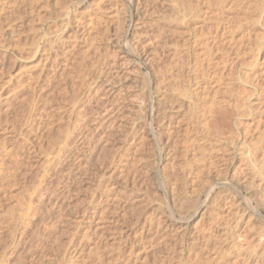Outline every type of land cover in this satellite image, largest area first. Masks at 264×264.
Returning <instances> with one entry per match:
<instances>
[{
	"label": "rangeland",
	"instance_id": "rangeland-1",
	"mask_svg": "<svg viewBox=\"0 0 264 264\" xmlns=\"http://www.w3.org/2000/svg\"><path fill=\"white\" fill-rule=\"evenodd\" d=\"M173 1L0 0V264H264V0ZM221 19L200 77L240 107L192 153L184 47Z\"/></svg>",
	"mask_w": 264,
	"mask_h": 264
},
{
	"label": "bare ground",
	"instance_id": "bare-ground-1",
	"mask_svg": "<svg viewBox=\"0 0 264 264\" xmlns=\"http://www.w3.org/2000/svg\"><path fill=\"white\" fill-rule=\"evenodd\" d=\"M84 1V0H83ZM204 1V0H203ZM186 0H174L173 1V5L174 6H172V7H175L174 8V11H175V9H177L178 10V13L180 12V15H181V17H180V15H179V17H180V19L182 18V20L185 22H187L188 21V23H189V21H193L194 19H197V15L196 14H198V12L199 11H201V9H200V7H199V4L201 3H199L198 1H197V3H198V5L196 4V5H191V3H188V5H187V7L185 6L186 5ZM207 2V1H206ZM203 3V2H202ZM208 3V6H211V5H213V4H211L210 2H207ZM211 4V5H210ZM223 5H224V2H223ZM202 6V5H201ZM99 8V7H98ZM202 8V7H201ZM206 8V7H205ZM172 9V8H171ZM171 11V10H170ZM172 11H173V9H172ZM202 11H204V9L202 10ZM165 14V13H164ZM173 14V13H172ZM169 15V14H168ZM171 15V14H170ZM169 15V16H170ZM207 16V15H206ZM221 16V15H220ZM223 16V15H222ZM164 17H165V15H164ZM168 17V16H167ZM178 17V16H177ZM173 18H175V17H173ZM218 18V17H217ZM220 18V17H219ZM226 18V17H225ZM170 19V18H169ZM177 19V18H176ZM179 19V18H178ZM179 19V20H180ZM216 19V18H215ZM98 20V22H96V23H98V24H100V22H99V18L97 19ZM172 20V19H171ZM182 20H180V21H182ZM210 20V19H209ZM222 21H221V24H220V21H219V25H222L221 27H222V29H224L223 31L224 32H222V34L221 35H219L218 36V33L217 32H215V33H213V36H211L212 38H210V40H209V38H206L205 40H204V48H202L201 50H198V49H200V48H198L199 47V45H200V41L203 39L202 38V36H201V34H200V36L201 37H199V35H197V33H195V34H191L192 36L191 37H189V38H187L188 39V41H189V43L187 44V46L186 47H184L183 49L185 50V52H186V54H187V57H191L193 60H194V63H192V61H191V68L189 69L190 70V72L189 73H192V77L190 76L189 77V80L187 81V85H184L185 83H183V85H181L179 82H177V83H179V87L181 86V88L180 89H176V90H179V91H177L178 93V99L180 100V102H181V107L183 106V102H185V105H186V107L188 108V110H189V115H188V123L186 124V128H184L185 129V133L183 134L184 136H183V138L182 139H184L185 141V149L187 150V151H193V150H195V149H199L200 148V144L201 143H205L208 139V136H207V134L205 135V132H203L204 130H203V128H207V130L209 129H211L212 127H213V125H214V123H215V118L217 117L216 116V114L218 113L219 114V112L221 111V112H223L224 110H223V108H225L226 110L225 111H228L227 110V103H228V101H230L231 100V98L229 99V97L231 96L230 95V93H232L233 92V90H231L230 88H225L226 90L223 92L224 93V95H226V96H228V94H229V97H228V99L227 98H225V96H219L220 94H219V92H217L216 90L214 91L213 89L212 90H210V86H212L211 84L210 85H206V82H204V80H203V82H202V79L205 77V76H203V77H200V76H202V75H205V72L204 71H206L205 70V68H204V63H207V62H211L212 60H213V50L211 49L212 48V46H213V43H215L214 41H216V42H218V44H219V41H222L223 42V44H224V39H225V42H226V39L228 38V41L230 42V41H232L231 39H229V37L230 38H232L231 36H230V28H228V29H226L227 27H228V24H230V27H231V22H229L228 21V19H221ZM163 21V20H162ZM161 21V22H162ZM176 21H178V20H176ZM180 21H179V23H180ZM195 21V20H194ZM216 21V20H215ZM218 21V20H217ZM231 21V20H230ZM171 22V21H170ZM169 22V23H170ZM183 23V22H182ZM213 23V22H212ZM181 24V23H180ZM214 24H216V23H214ZM256 24V23H255ZM94 25V24H93ZM188 25V24H187ZM65 26V25H64ZM218 26V25H217ZM216 26V27H217ZM220 27V28H221ZM165 28V27H164ZM219 28V29H220ZM216 29H218V28H216ZM79 31V30H78ZM168 31V30H167ZM220 31V30H219ZM77 32V31H76ZM225 32H226V34H225ZM223 34H225V37H222V35ZM229 37H228V36ZM205 36H207V35H205ZM221 36V37H220ZM262 36V35H261ZM260 36V37H261ZM224 38V39H223ZM258 39V38H257ZM60 40V39H59ZM227 41V42H228ZM184 42V41H183ZM186 43V42H185ZM126 44V43H125ZM183 44V43H182ZM222 44V45H223ZM128 45V44H127ZM126 45V46H127ZM221 45V44H220ZM185 46V45H184ZM216 46V45H215ZM217 47V46H216ZM214 48V47H213ZM217 48H219V46L217 47ZM182 49V52L183 53H185L184 52V50ZM221 49V48H220ZM219 49V50H220ZM134 50V49H133ZM217 51V50H216ZM179 52H181V51H179ZM218 52V51H217ZM216 52V53H217ZM182 53V54H183ZM215 53V54H216ZM214 54V55H215ZM184 55V54H183ZM183 57H185V56H183ZM182 57V58H183ZM138 58V57H137ZM227 59V58H226ZM182 60V59H181ZM187 60H188V58H187ZM214 61V60H213ZM225 62H227V61H225ZM207 64H209V63H207ZM225 64V63H224ZM228 65V64H227ZM231 65V64H230ZM188 68V67H187ZM225 68V67H224ZM228 68H229V66H228ZM101 69V68H100ZM182 69V68H181ZM104 72V71H103ZM97 73V72H96ZM95 73V74H96ZM102 74V73H101ZM217 74V73H216ZM222 74V72L220 73V76H221V78H223V76L221 75ZM99 75V74H98ZM184 75V74H183ZM225 76V75H224ZM142 77H143V79H144V76L142 75ZM173 77V76H172ZM185 77V76H184ZM208 77V76H207ZM226 77V76H225ZM165 78V77H164ZM208 78H210V77H208ZM106 79V78H105ZM141 79V78H140ZM147 79V78H146ZM146 79H145V81H146ZM205 79V78H204ZM211 79H213V78H211ZM169 80V79H168ZM172 80V79H171ZM171 80H169V83H170V81ZM210 80V79H209ZM219 80H220V78H219ZM114 81V80H113ZM115 81H116V79H115ZM144 81V80H143ZM143 81H142V83H143ZM167 81V80H166ZM176 81H178V80H176ZM173 82H175V80L173 81ZM109 83V82H108ZM107 83V84H108ZM106 84V85H107ZM168 84V83H167ZM176 84V83H175ZM204 84V85H203ZM228 84V83H227ZM109 85H110V83H109ZM108 85V86H109ZM150 85V84H149ZM148 84L145 86V87H147L146 89L149 91V89H150V86H149ZM99 86V85H98ZM105 86V85H104ZM112 86V85H111ZM173 86H175V85H173ZM173 86H171V84H170V87H173ZM209 86V87H208ZM214 86V85H213ZM256 86V85H255ZM144 87V86H143ZM156 87V86H155ZM169 87V86H168ZM169 87V88H170ZM104 89H105V87H104ZM109 89V88H108ZM112 89H113V87H112ZM107 90V89H106ZM114 90V89H113ZM117 90V89H116ZM152 90V89H151ZM168 91H170L171 92V90H168ZM174 91H175V89H174ZM105 92H107V91H105ZM110 92H111V89H110ZM109 91L107 92V93H110ZM115 92V91H114ZM113 92V93H114ZM169 92V93H170ZM217 92V93H216ZM172 93V92H171ZM174 93V92H173ZM221 93V92H220ZM112 94V93H111ZM219 94V95H218ZM222 94V93H221ZM165 96V95H164ZM113 97V96H112ZM144 98V97H143ZM142 98V99H143ZM76 99V98H75ZM136 99V98H135ZM140 99V98H139ZM145 100H144V105H143V108H144V106L146 105H148V103H150V102H153V99H146V97L144 98ZM166 99V98H165ZM129 100H130V98H129ZM77 101V100H76ZM165 101V100H164ZM167 101H169V100H167ZM232 101H234V103H232ZM173 102V101H172ZM179 102V103H180ZM237 102H239L238 100H237V96H233V100H231V103H232V105L233 106H237L238 105V103ZM117 103V102H116ZM123 103V102H122ZM121 103V104H122ZM231 103H229V105L231 104ZM236 103H237V105H236ZM111 104V103H110ZM171 104V103H170ZM225 104H226V106H225ZM97 105V104H96ZM132 105V104H131ZM162 105V104H161ZM228 105V106H229ZM98 106V105H97ZM231 106V105H230ZM230 106H229V108H230ZM166 107V106H165ZM238 108L240 107V104H239V106H237ZM99 108V107H98ZM123 108H125V107H123ZM163 108H164V106H163ZM161 109V107H160V109H161V112L162 113H164V109ZM167 108V107H166ZM104 109V108H103ZM129 109V108H128ZM132 109V108H131ZM159 109V110H160ZM109 110V109H108ZM144 110V109H143ZM167 110V109H166ZM223 110V111H222ZM224 111V112H225ZM160 112V111H159ZM109 113V112H108ZM139 113V112H138ZM157 113V112H156ZM166 113V112H165ZM79 114V113H78ZM133 114V113H132ZM151 114V113H150ZM143 115V114H142ZM126 116V115H125ZM129 116V115H128ZM133 119V118H132ZM166 119V118H165ZM143 120V119H142ZM158 121V120H157ZM131 122V121H130ZM159 123V122H158ZM157 123V124H158ZM156 124V125H157ZM161 123H159L158 125H157V127L159 128V127H161V125H160ZM134 125V124H133ZM200 127L202 128L201 130H200ZM211 127V128H210ZM136 128V127H135ZM129 131V130H128ZM131 131V130H130ZM133 131H134V128L132 127V133H133ZM151 132L153 131V130H150ZM169 131V130H168ZM130 132V133H131ZM129 133V134H130ZM134 134V133H133ZM152 134V133H151ZM161 134V133H160ZM132 135V134H131ZM159 135V134H158ZM153 136L154 137H156L155 136V132L153 131ZM194 136V137H193ZM151 137V136H150ZM130 138V137H129ZM158 138H159V136H158ZM167 138V137H166ZM152 139V138H151ZM153 140V139H152ZM155 140V139H154ZM153 140V141H154ZM168 140V139H167ZM155 141H157V140H155ZM244 143V142H243ZM187 144V145H186ZM184 146V145H183ZM131 148V147H130ZM126 149V148H125ZM127 150V149H126ZM140 150V149H139ZM134 152V151H133ZM136 152V151H135ZM131 153V152H130ZM193 153V152H192ZM213 158H215V157H213ZM213 158H211V159H208L207 160V164L206 165H204L203 167L204 168H200V172H202V171H207V173H209V172H212V170L215 168V167H217V165H216V162H215V159H213ZM120 159V158H119ZM136 159V158H135ZM138 161V160H137ZM136 161V162H137ZM160 161V160H159ZM164 162V161H163ZM163 162H161V163H159V167L157 168V172H161V171H163L164 170V167H165V165H163ZM138 163V162H137ZM122 164V163H121ZM216 169V168H215ZM165 171V170H164ZM209 171V172H208ZM199 172V173H200ZM198 173V171H194V175H196L197 176V178L198 177H200V175H198L199 174ZM186 177H189V175H187ZM110 178V177H109ZM124 179V178H123ZM125 183V182H124ZM122 185V184H121ZM135 186V185H134ZM124 189V188H123ZM213 190H215V185L214 184H212V182H210L209 183V187H208V190L206 191V194H207V198H209L210 197V195H211V193L213 192ZM121 196V195H120ZM124 198V197H123ZM156 199V198H155ZM140 200V199H139ZM193 200V199H192ZM195 200V199H194ZM194 200L191 202V204L190 205H193V204H195L196 203V201H195V203H194ZM151 202V201H150ZM174 202V201H173ZM120 203V202H119ZM172 203V202H171ZM116 204V203H115ZM119 205V204H118ZM167 205V204H166ZM122 206V205H121ZM169 206V205H168ZM195 206V205H194ZM193 206V207H194ZM221 207V206H220ZM118 208V207H117ZM158 209V208H157ZM155 210V209H154ZM118 212H120V211H118ZM118 212H116V213H118ZM113 213V212H112ZM143 213V212H142ZM161 213V212H160ZM141 214V213H140ZM170 214V213H169ZM172 215V214H171ZM139 217V216H138ZM158 217V223H159V226H161V228H163L164 226H166L168 229H171L172 230V226L175 224V222L170 218V220H168V218L166 217V218H162V219H160L159 217V215L157 216ZM156 217V218H157ZM216 217V216H215ZM137 218V217H136ZM174 219V218H173ZM137 220V219H136ZM238 221H239V219H238ZM238 221L236 222V223H238ZM174 222V223H173ZM151 223V222H150ZM156 223V222H155ZM144 224V223H143ZM154 224V223H153ZM224 225V224H223ZM235 225H237V224H235ZM234 226V225H233ZM146 227V226H145ZM148 227H150V226H148ZM166 227H164V228H166ZM211 227V226H210ZM236 227V226H235ZM158 228V227H157ZM160 228V227H159ZM215 229V228H214ZM170 230V231H171ZM217 230V229H216ZM210 232H211V230H209ZM219 231H221V230H219ZM230 231V230H229ZM172 232V231H171ZM215 233H216V231H215ZM231 233V232H230ZM222 234V233H221ZM174 235V234H173ZM215 235V234H214ZM227 236H229V237H231L230 235L231 234H229V232H228V234H226ZM235 235V234H234ZM260 235V234H259ZM263 235V234H262ZM220 236V235H219ZM226 236V238H228ZM205 237V236H204ZM210 238V237H209ZM209 238H207V240L209 239ZM230 239V238H229ZM236 239L240 242V240H244L245 238H243V235H241V232H239V233H237L236 234ZM210 240V239H209ZM226 240V239H225ZM228 240V239H227ZM246 240V239H245ZM244 240V241H245ZM257 240H258V243L260 244V243H262L263 242V238H262V236H259V238H257ZM204 241V240H203ZM208 242V241H207ZM224 242V241H223ZM229 242V241H228ZM243 242V241H242ZM241 243V242H240ZM242 244V243H241ZM264 244V243H263ZM235 245H237L236 243H235ZM205 247V246H204ZM234 247V246H233ZM247 247V246H246ZM239 248V247H238ZM248 248V247H247ZM237 251V250H236ZM239 251V250H238ZM80 252V251H79ZM248 253V252H247ZM262 254V253H261ZM261 254H260V256H261ZM244 255H246V254H244ZM250 255V254H249ZM194 256V255H193ZM257 256V255H256ZM188 257V256H187ZM196 257V256H195ZM194 257V258H195ZM250 257V256H249ZM198 258V257H197ZM192 259V258H191ZM189 260V259H188ZM261 260V259H260ZM259 260V261H260ZM185 261V260H184ZM194 261V260H193ZM255 261H257V260H255ZM258 261V262H259ZM261 262V261H260ZM264 262V261H263ZM181 263V262H180ZM257 263V262H256ZM255 263V264H256ZM184 264V263H183ZM186 264V263H185ZM188 264V263H187ZM259 264H262V263H259Z\"/></svg>",
	"mask_w": 264,
	"mask_h": 264
}]
</instances>
